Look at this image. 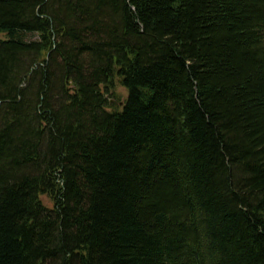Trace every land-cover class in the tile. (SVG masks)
<instances>
[{"label": "trees", "instance_id": "1", "mask_svg": "<svg viewBox=\"0 0 264 264\" xmlns=\"http://www.w3.org/2000/svg\"><path fill=\"white\" fill-rule=\"evenodd\" d=\"M0 264H264V0H0Z\"/></svg>", "mask_w": 264, "mask_h": 264}, {"label": "rangeland", "instance_id": "2", "mask_svg": "<svg viewBox=\"0 0 264 264\" xmlns=\"http://www.w3.org/2000/svg\"><path fill=\"white\" fill-rule=\"evenodd\" d=\"M118 91H119V93L122 95V98L125 99V98L127 97V92H126V90H124L123 88L119 87ZM46 204L49 205L48 200H46ZM49 207H51V206H49Z\"/></svg>", "mask_w": 264, "mask_h": 264}]
</instances>
